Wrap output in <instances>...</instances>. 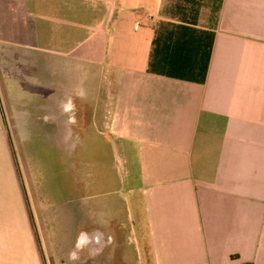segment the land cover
Instances as JSON below:
<instances>
[{"label":"crops","instance_id":"obj_1","mask_svg":"<svg viewBox=\"0 0 264 264\" xmlns=\"http://www.w3.org/2000/svg\"><path fill=\"white\" fill-rule=\"evenodd\" d=\"M0 91V264H264V0H0Z\"/></svg>","mask_w":264,"mask_h":264},{"label":"rangeland","instance_id":"obj_2","mask_svg":"<svg viewBox=\"0 0 264 264\" xmlns=\"http://www.w3.org/2000/svg\"><path fill=\"white\" fill-rule=\"evenodd\" d=\"M8 41L10 42V44H8L9 43ZM8 41H6L5 47L13 46L14 44H16V37L14 39H8ZM1 97L2 96H1V91H0V105H1V103H3ZM12 136H13L12 137L13 142H16L14 135H12Z\"/></svg>","mask_w":264,"mask_h":264}]
</instances>
